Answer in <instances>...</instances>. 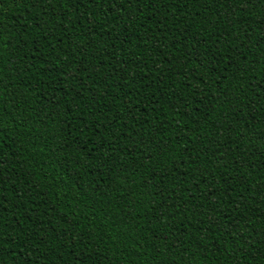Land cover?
<instances>
[{
	"label": "trees",
	"instance_id": "1",
	"mask_svg": "<svg viewBox=\"0 0 264 264\" xmlns=\"http://www.w3.org/2000/svg\"><path fill=\"white\" fill-rule=\"evenodd\" d=\"M88 4L0 0V264H264V0Z\"/></svg>",
	"mask_w": 264,
	"mask_h": 264
},
{
	"label": "snow or ice",
	"instance_id": "2",
	"mask_svg": "<svg viewBox=\"0 0 264 264\" xmlns=\"http://www.w3.org/2000/svg\"><path fill=\"white\" fill-rule=\"evenodd\" d=\"M49 2H50V0H49ZM104 2H107V0H104ZM117 2H119V0H117ZM242 2H244V3H246V4H250V0H242ZM92 3H97V4H99V3H100V0H89V4H88V6L91 7V6H92ZM77 7H79V5H77ZM110 8H111V9H115V8H116V2L112 3V4L110 5ZM35 23L37 24V26H39V20H36ZM4 46H5V47H8L7 44H5ZM0 71H2V69H0ZM0 99H2V97H0ZM249 123H251V121H249ZM258 131H259V130H258ZM260 140H261L262 142H264V132H262V135H261V137H260ZM262 146H264V143H262ZM233 147H236V145L233 144Z\"/></svg>",
	"mask_w": 264,
	"mask_h": 264
}]
</instances>
